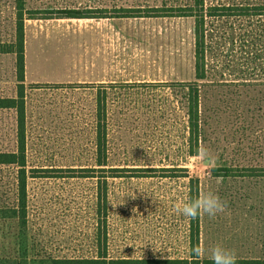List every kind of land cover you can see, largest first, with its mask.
<instances>
[{"label":"rangeland","instance_id":"rangeland-1","mask_svg":"<svg viewBox=\"0 0 264 264\" xmlns=\"http://www.w3.org/2000/svg\"><path fill=\"white\" fill-rule=\"evenodd\" d=\"M160 3L25 0L27 214L13 213L24 174L0 165V264L188 259L196 219L175 205L191 185L227 205L198 218L199 246L264 258V84H242L253 80L243 78L246 57L236 47L232 66L224 59L220 74L199 82L200 148L211 159L189 155L177 83L195 80L193 19L115 14ZM63 9L96 17H62ZM16 12L13 0H0L2 43L13 40ZM15 71L14 54L0 53V99L16 96ZM98 92H105L104 167L95 163ZM16 119L0 108V152L16 151Z\"/></svg>","mask_w":264,"mask_h":264},{"label":"trees","instance_id":"trees-1","mask_svg":"<svg viewBox=\"0 0 264 264\" xmlns=\"http://www.w3.org/2000/svg\"><path fill=\"white\" fill-rule=\"evenodd\" d=\"M16 17L14 23V37L11 42H0V53H12L15 56V78L17 93L13 98L0 99V108H10L16 112L17 148L14 152H0V165L14 164L20 167L24 174L19 191L18 213L14 215L22 220L26 218V154H25V45L24 23L26 17L25 0H13ZM90 10V9H89ZM79 9H63L57 11L62 17L90 18L96 17L91 11ZM118 17H182L193 19L194 33V72L195 80L178 82L184 93V107L187 115L188 153L197 155L203 132L199 113L200 84L207 83L209 76L220 74L223 68L222 60L227 59V66L234 62L236 47L245 55V65L242 66L245 81L242 84L262 85L253 77H264V0H161L155 4L141 8V6L118 7L115 9ZM29 13H32L29 11ZM29 18H33L29 15ZM261 53V55H260ZM230 57V59H228ZM264 60V59H263ZM225 62V61H224ZM226 62V63H227ZM220 71V72H219ZM255 80V81H254ZM264 80V78L262 79ZM203 83H199V82ZM209 84V83H208ZM105 112V92H98L96 104V137L95 163L107 166V125ZM218 169V167L216 168ZM228 167H225L227 170ZM264 169V168H263ZM112 170H115L114 168ZM189 198L198 194L191 185ZM193 220V219H192ZM194 226V221L192 222ZM196 228L190 234L191 256L188 259L164 260H125V259H65L54 260L55 264H212L208 258L195 256L192 249L199 245V233ZM235 264H264V258H236Z\"/></svg>","mask_w":264,"mask_h":264},{"label":"clouds","instance_id":"clouds-1","mask_svg":"<svg viewBox=\"0 0 264 264\" xmlns=\"http://www.w3.org/2000/svg\"><path fill=\"white\" fill-rule=\"evenodd\" d=\"M197 155L203 159H211V154L206 147L198 148ZM226 203L220 196L210 190L198 192L195 198L181 200L176 205V211L188 219H197L207 215L215 217L219 213L226 211ZM195 256L206 255L212 261V264H235L236 252L234 249H228L223 245L216 244L210 248L197 245L192 249Z\"/></svg>","mask_w":264,"mask_h":264}]
</instances>
